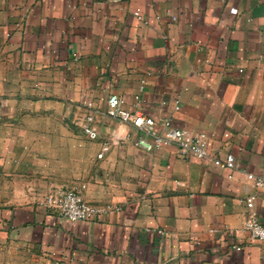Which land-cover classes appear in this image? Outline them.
Instances as JSON below:
<instances>
[{
  "label": "crops",
  "instance_id": "obj_1",
  "mask_svg": "<svg viewBox=\"0 0 264 264\" xmlns=\"http://www.w3.org/2000/svg\"><path fill=\"white\" fill-rule=\"evenodd\" d=\"M111 94L205 132L210 157L135 146ZM0 114V264H264L242 229L249 194L264 224L247 177L264 176V0H0ZM228 153L233 169L213 163ZM69 188L113 209L41 205Z\"/></svg>",
  "mask_w": 264,
  "mask_h": 264
},
{
  "label": "built area",
  "instance_id": "obj_2",
  "mask_svg": "<svg viewBox=\"0 0 264 264\" xmlns=\"http://www.w3.org/2000/svg\"><path fill=\"white\" fill-rule=\"evenodd\" d=\"M133 14L139 20H143L138 11H134ZM84 108V114L79 119L80 126L83 134L88 139L93 140L98 137V133L93 125L96 110H94L92 101H85ZM175 108H177V105ZM105 115L114 120L129 124L135 129L137 135L133 139V144L144 150L174 145L177 153L181 156H193L197 159L210 157L208 137L205 132H195L177 127L168 118L156 121L141 110H128L124 107V100L118 95L111 94L107 97ZM107 148V144L104 143L97 157L100 158ZM212 161L214 164L227 169L234 168V156L231 153H228L223 160L212 158ZM247 177L253 181L255 187L264 188V176L247 174ZM255 199V194H249L243 199L246 212L242 229L248 233L251 239L264 240V224L259 221L254 208ZM40 203L69 221L93 220L102 213L113 209L110 205L94 206L88 203L77 188L51 191L43 197ZM157 232L163 233V230L157 229ZM233 248L236 251L242 249L239 245H235Z\"/></svg>",
  "mask_w": 264,
  "mask_h": 264
}]
</instances>
